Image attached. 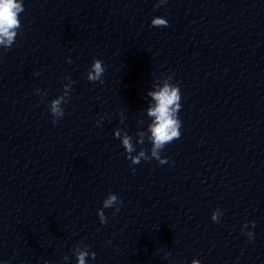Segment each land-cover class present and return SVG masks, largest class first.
Returning <instances> with one entry per match:
<instances>
[{
	"label": "clouds",
	"instance_id": "9594fccd",
	"mask_svg": "<svg viewBox=\"0 0 264 264\" xmlns=\"http://www.w3.org/2000/svg\"><path fill=\"white\" fill-rule=\"evenodd\" d=\"M164 2L165 0H162V3ZM23 11L24 6L22 0H19V2L18 0H0V44H6L7 47L11 46L17 35L16 30L21 27L19 14ZM151 25L154 27H167L168 21L161 16H155L151 20ZM103 73L104 68L102 67V62L101 60L96 59L92 64V71L88 73V80L91 82L99 81L103 83V80L101 79ZM152 95L157 101V105L155 108L149 110V115L155 117L154 123L150 126V139L153 144L151 156L146 155L143 151L137 156H132L131 154L135 149L133 148L130 137L125 135L122 140L123 148L127 153V159H129L133 165L139 164L142 157L145 161L154 158L161 165L168 163L166 157H161L160 150L163 149L166 144L178 139L181 135V121L178 118V115L174 114V112L178 114L182 106L180 103V88H169L168 86H165L160 92L153 93ZM62 99V97L58 98L51 103L50 111L54 123L64 115V110L60 107ZM116 135L119 137V131H117ZM117 203L119 206L116 207L115 210L118 212L119 207L123 202L115 193H109L108 197L103 200V209L113 208ZM103 209L97 210L101 224L107 223V218ZM215 219L216 217L214 215L213 220ZM249 238H252L251 234H249ZM88 255L89 253L87 251H79L77 253L78 264H85V257ZM95 255L96 253H92V258H95Z\"/></svg>",
	"mask_w": 264,
	"mask_h": 264
}]
</instances>
